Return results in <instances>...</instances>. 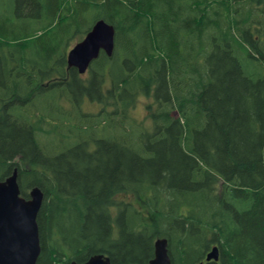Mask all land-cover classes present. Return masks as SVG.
<instances>
[{
  "label": "trees",
  "instance_id": "trees-1",
  "mask_svg": "<svg viewBox=\"0 0 264 264\" xmlns=\"http://www.w3.org/2000/svg\"><path fill=\"white\" fill-rule=\"evenodd\" d=\"M16 1L0 20V179L43 191L36 264H146L156 237L171 264L213 245L219 264H264V0ZM98 19L114 53L84 82L66 52ZM141 93L150 131L128 121ZM62 127L77 142L45 151L39 132Z\"/></svg>",
  "mask_w": 264,
  "mask_h": 264
},
{
  "label": "water",
  "instance_id": "water-1",
  "mask_svg": "<svg viewBox=\"0 0 264 264\" xmlns=\"http://www.w3.org/2000/svg\"><path fill=\"white\" fill-rule=\"evenodd\" d=\"M113 26L100 19L67 53L68 67H74L82 74L102 50L111 56L114 50ZM28 198L20 195L17 170L0 180V264H36L39 252L37 213L42 205L43 192L38 186L29 190ZM154 256L147 264H171L167 239L157 238ZM206 261L217 262L218 248L212 247L206 253ZM70 264H112L103 254L91 255L82 262Z\"/></svg>",
  "mask_w": 264,
  "mask_h": 264
},
{
  "label": "rangeland",
  "instance_id": "rangeland-1",
  "mask_svg": "<svg viewBox=\"0 0 264 264\" xmlns=\"http://www.w3.org/2000/svg\"><path fill=\"white\" fill-rule=\"evenodd\" d=\"M77 5L80 7L81 4L77 3ZM16 8H17V1L16 0H0V20H5L7 18H9V21L18 20V18L16 17V12H15ZM18 11L20 12L21 10L19 9ZM81 19L83 20V24H84V25H82V29H83L85 27V25L88 26L94 21V10L90 8V9L86 10L85 12H83L81 14ZM74 38L75 39L70 43L68 49L70 47H72L77 41L80 40V38L78 36H75ZM89 74H90V72L87 71L84 75H80V77L85 82V80L89 77ZM147 98H149L150 103H151L152 98L151 97H147ZM138 104H139V101L137 99V101L135 102V106L132 107V109L129 113L128 121L132 124H137L139 127L145 128V129L150 131L151 130V123H150V116H149L150 111L147 110V105H146L145 110L147 112V115L143 119L138 120L136 118V115H138V113H137ZM79 106L81 108V110H80L81 112L83 111V112H88V113H96L100 108V105L98 103H96L94 100L87 99V98H84L81 101ZM134 114H136V115H134ZM171 114L173 116H176V112L174 110L171 112ZM76 123L77 122H72V124H76ZM73 132H74L73 129H69L67 127H62V129L59 132H54V133L53 132L47 133V132L40 131L39 135H38V141L45 151H47V152L50 151L52 153H56L58 150L61 151L63 149L64 145L69 147L72 143L77 142L76 137H73V138L70 137L73 135ZM65 134H67V136H69V138L66 137ZM55 144L57 147L53 148V145H55ZM84 148H85V150H86V148L88 150H91L94 148V146L92 143H88L86 145V147H84ZM87 153L88 152L86 151L85 154H87ZM77 157L78 158H84L85 156H83V154L80 153L77 155ZM159 205H158V207H159ZM143 212L146 213V209H143Z\"/></svg>",
  "mask_w": 264,
  "mask_h": 264
},
{
  "label": "clouds",
  "instance_id": "clouds-1",
  "mask_svg": "<svg viewBox=\"0 0 264 264\" xmlns=\"http://www.w3.org/2000/svg\"><path fill=\"white\" fill-rule=\"evenodd\" d=\"M138 101H139V104L137 106V113L138 115H136V118L138 120H141L143 119L146 115H147V112L145 110V106L148 105L150 103V100L149 98L145 97L142 93L138 96Z\"/></svg>",
  "mask_w": 264,
  "mask_h": 264
},
{
  "label": "bare ground",
  "instance_id": "bare-ground-1",
  "mask_svg": "<svg viewBox=\"0 0 264 264\" xmlns=\"http://www.w3.org/2000/svg\"><path fill=\"white\" fill-rule=\"evenodd\" d=\"M89 32V31H88ZM156 40V39H155ZM124 100V99H123Z\"/></svg>",
  "mask_w": 264,
  "mask_h": 264
}]
</instances>
